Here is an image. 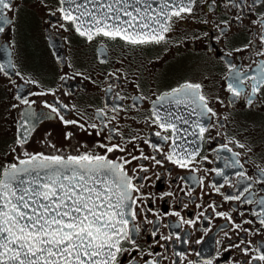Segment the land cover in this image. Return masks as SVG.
<instances>
[{
  "label": "flooded vegetation",
  "instance_id": "flooded-vegetation-1",
  "mask_svg": "<svg viewBox=\"0 0 264 264\" xmlns=\"http://www.w3.org/2000/svg\"><path fill=\"white\" fill-rule=\"evenodd\" d=\"M60 9V0L4 9L0 49L10 48L11 64L0 63V84L10 131L0 153L10 154L1 172L35 155L129 160L138 251L125 241L117 264H264L252 259L264 251V0L240 8L195 0L190 13L171 16L163 40L136 45L89 40ZM20 29L23 52L13 46ZM186 83L199 84L205 100L182 92L181 103L161 107Z\"/></svg>",
  "mask_w": 264,
  "mask_h": 264
},
{
  "label": "snow or ice",
  "instance_id": "snow-or-ice-1",
  "mask_svg": "<svg viewBox=\"0 0 264 264\" xmlns=\"http://www.w3.org/2000/svg\"><path fill=\"white\" fill-rule=\"evenodd\" d=\"M88 2L94 6L99 4L98 11L104 8L107 11H101L99 17L87 9L80 12L78 17H73L68 9L60 11L65 12L64 18L76 25L79 34L86 35L89 40L94 35H102L110 39L119 37L136 45L159 43L164 39L153 27L159 20L154 19L147 11L133 15V12L139 14L140 9L134 7L133 11H128L129 0H114L113 3H108L107 0L104 3H100V0ZM227 2L240 8L244 0L239 3L236 0ZM61 3L75 4L77 11L84 7V3L77 4L76 0H61ZM136 3L147 4V0H136ZM114 4L123 7H114ZM167 4L168 0H165L161 9L166 16L168 13L164 8ZM11 8L12 0H0V24L8 22L4 9ZM174 9L172 15L178 17L183 12H191V7L183 4L174 5ZM121 13L128 19H123ZM85 16L88 20L84 19ZM261 23L264 24V20ZM85 24H91L92 27L84 29ZM145 29L149 31H144ZM167 30L166 26H161V31ZM4 31V27L0 26V33ZM257 84H264V78ZM200 88L199 84L186 83L181 88L174 89L173 93L179 96L184 92L186 97L204 101L205 98L199 95ZM229 90L234 96L241 94L231 84ZM258 90L257 85H254L253 96ZM23 102L28 103L27 100ZM176 102L181 103L182 98ZM203 107L207 108L206 102ZM52 110L56 111L55 108ZM207 111L212 112V109L208 108ZM160 127H172L174 132L177 131L171 124L161 123ZM205 130L203 127L200 129L201 132ZM23 142L24 139L18 140V143ZM118 147L116 145L106 150L111 152ZM235 155L238 156L239 153ZM167 158L172 160L171 155ZM19 163L25 167L13 164L0 172L4 177L0 179V264H117L118 256L128 251L123 247L125 241L133 245V250L138 251L134 233L139 228L134 223V206L140 197H134L132 193L138 192L139 188L132 184V177L128 176L124 167L131 161L117 163L109 160L106 155L86 154L69 156L67 159L62 156L35 155ZM180 166L184 165L181 163ZM42 172L44 175H41ZM259 203L264 205V200ZM261 212L264 213V208ZM260 223L264 225V219ZM236 227L239 228L240 225ZM242 251L247 254L249 249ZM255 251L259 254L252 259L264 261V251L260 248ZM145 264L149 262L146 261Z\"/></svg>",
  "mask_w": 264,
  "mask_h": 264
},
{
  "label": "water",
  "instance_id": "water-1",
  "mask_svg": "<svg viewBox=\"0 0 264 264\" xmlns=\"http://www.w3.org/2000/svg\"><path fill=\"white\" fill-rule=\"evenodd\" d=\"M60 2H61V0H60ZM104 2H105V0H100V3H104ZM107 2L113 3L114 0H107ZM194 2H195V0H194ZM194 2H191V0H168L167 7L164 8V11L168 13L167 16L161 12V9L164 6L165 0H147V4H144V3L137 4L136 0H129L127 10L133 11L134 7H138L140 9V13L138 14V13L133 12V15L144 14L145 11H147L154 19L159 20V23L153 24V27L157 30L158 33L165 36L166 32L161 31V26H166L167 28L169 27L172 12L175 10L174 5L183 4V5H187L189 7H192ZM76 3L77 4L84 3V7H82L79 11H77L75 4L61 3V5H62L63 9H68L71 12V15L73 17H78L80 15V12L85 11V9L92 11L98 17L100 15L101 11H107L106 8L100 9L98 11L99 4H96L94 6L92 3L88 2V0H76ZM148 5H151V7H148ZM114 7H123V5H115L114 4ZM112 14L114 15V13H112ZM121 16L123 19H128V17H124L122 13H121ZM84 19L88 20V17L85 16ZM109 22L111 23V21H109ZM77 23H79V22L77 21ZM74 26L76 28V25H74ZM88 27H92V25L91 24H85L84 25V29H86ZM84 29H82V30H84ZM129 31H132V29H130ZM144 31H149V29H145ZM117 38H119V37H117ZM10 53H11V50L8 46L7 47L3 46L0 49V63H1L4 70L9 68V65L11 64ZM181 96H182V92L179 94V96H176L174 93L171 95H167L166 97L161 99L160 105H161V107H163L164 103H166L170 100L177 101V99H181ZM18 166L21 168L25 167V165H21V164H18ZM41 175H44V173L42 172ZM3 178L4 177L1 175L0 179H3ZM24 178H27V177H24Z\"/></svg>",
  "mask_w": 264,
  "mask_h": 264
},
{
  "label": "rangeland",
  "instance_id": "rangeland-1",
  "mask_svg": "<svg viewBox=\"0 0 264 264\" xmlns=\"http://www.w3.org/2000/svg\"><path fill=\"white\" fill-rule=\"evenodd\" d=\"M21 30H19V33H17V38H15L13 42V46L19 51L23 52L25 51L24 48L28 46L29 39L24 35L23 42L19 43L18 38L22 37ZM22 40V38H21ZM3 82V79L0 76V83ZM0 84V138L7 139V135L10 131L8 127L9 119H8V105L6 100V92L3 90V87ZM2 87V88H1ZM9 152H2L0 153V172L3 168V166H7V156L9 155Z\"/></svg>",
  "mask_w": 264,
  "mask_h": 264
}]
</instances>
